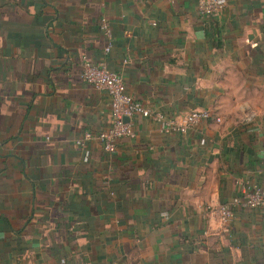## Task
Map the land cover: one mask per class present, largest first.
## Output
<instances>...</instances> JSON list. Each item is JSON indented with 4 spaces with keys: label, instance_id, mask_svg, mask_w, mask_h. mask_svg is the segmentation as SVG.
<instances>
[{
    "label": "crops",
    "instance_id": "crops-1",
    "mask_svg": "<svg viewBox=\"0 0 264 264\" xmlns=\"http://www.w3.org/2000/svg\"><path fill=\"white\" fill-rule=\"evenodd\" d=\"M84 62L165 119L221 122L79 147L112 121ZM245 179L264 189V0L215 21L196 0H0V264H264V209L208 211Z\"/></svg>",
    "mask_w": 264,
    "mask_h": 264
},
{
    "label": "built area",
    "instance_id": "built-area-1",
    "mask_svg": "<svg viewBox=\"0 0 264 264\" xmlns=\"http://www.w3.org/2000/svg\"><path fill=\"white\" fill-rule=\"evenodd\" d=\"M197 14L205 21L218 20L226 7V0H196ZM100 30L107 39L104 54H108L112 47L110 26L105 18L100 19ZM81 78L95 90L106 92L112 121L111 125L98 134L85 133L74 143L85 148L87 142L95 141L102 145L104 151L113 152L120 141L135 137L134 120L149 118L159 123L161 131L165 133L185 134L195 125L202 122H219V118L208 110H195L187 113L178 122L177 119H165L161 114L154 113L143 103L135 100L126 92L122 77L109 70L104 63L82 64ZM127 119V121H124ZM89 158L85 150L84 161ZM264 209V189L251 180L245 179L237 185V195L228 204L210 207L209 213L215 214L223 226L231 224L235 218V209Z\"/></svg>",
    "mask_w": 264,
    "mask_h": 264
},
{
    "label": "rangeland",
    "instance_id": "rangeland-1",
    "mask_svg": "<svg viewBox=\"0 0 264 264\" xmlns=\"http://www.w3.org/2000/svg\"><path fill=\"white\" fill-rule=\"evenodd\" d=\"M83 71V70H82ZM82 75V73H81ZM221 122V120L219 119V122H215L216 124H219ZM256 209H261V208H256ZM211 214V213H210ZM211 215H214V217H216L218 219V217L215 215V214H211Z\"/></svg>",
    "mask_w": 264,
    "mask_h": 264
},
{
    "label": "water",
    "instance_id": "water-1",
    "mask_svg": "<svg viewBox=\"0 0 264 264\" xmlns=\"http://www.w3.org/2000/svg\"><path fill=\"white\" fill-rule=\"evenodd\" d=\"M124 121H127V119H124Z\"/></svg>",
    "mask_w": 264,
    "mask_h": 264
},
{
    "label": "trees",
    "instance_id": "trees-1",
    "mask_svg": "<svg viewBox=\"0 0 264 264\" xmlns=\"http://www.w3.org/2000/svg\"><path fill=\"white\" fill-rule=\"evenodd\" d=\"M105 185H106V183H105Z\"/></svg>",
    "mask_w": 264,
    "mask_h": 264
}]
</instances>
